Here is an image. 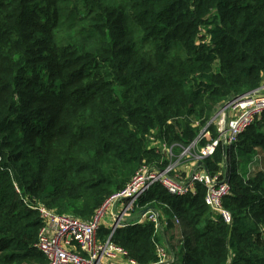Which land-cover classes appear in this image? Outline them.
<instances>
[{"label":"trees","instance_id":"16d2710c","mask_svg":"<svg viewBox=\"0 0 264 264\" xmlns=\"http://www.w3.org/2000/svg\"><path fill=\"white\" fill-rule=\"evenodd\" d=\"M263 81L264 0H0V264H46L24 199L89 220L159 160L151 136L187 146ZM203 165L230 185V223L213 219L201 184L184 196L154 185L139 204L162 210L178 264H264V111ZM112 241L157 262L152 223Z\"/></svg>","mask_w":264,"mask_h":264},{"label":"built area","instance_id":"2783aa9c","mask_svg":"<svg viewBox=\"0 0 264 264\" xmlns=\"http://www.w3.org/2000/svg\"><path fill=\"white\" fill-rule=\"evenodd\" d=\"M263 89L264 86L220 106L187 146L168 145L151 136L149 147L160 155L159 160L141 164L124 187L111 193L89 220L59 214L42 203H29L24 199L41 220L34 248L44 256L46 264H138L123 247L112 241V236L118 228L149 222L153 225L154 235L160 237L154 246L156 264H178V257L164 232L167 220L154 208L141 206L140 198L154 185H160L170 195L184 196L195 193L196 185L201 184L205 189L204 203L213 219L230 223L231 213L223 206L230 185L220 172L210 174L203 161L219 145L224 148L234 144L239 135L260 118L264 111ZM211 124L215 127L216 137L198 146L203 137L211 136ZM174 146L179 147L178 153ZM174 224L178 225L177 218ZM102 225H106L109 232L106 238L100 239L98 234Z\"/></svg>","mask_w":264,"mask_h":264},{"label":"rangeland","instance_id":"374dc122","mask_svg":"<svg viewBox=\"0 0 264 264\" xmlns=\"http://www.w3.org/2000/svg\"><path fill=\"white\" fill-rule=\"evenodd\" d=\"M262 86H264V81H263V83H262V85L260 86V87H262ZM259 87V88H260ZM258 89V88H257ZM264 90V89H263ZM253 91V90H252ZM251 92V91H250ZM216 113V112H215ZM195 125H197V123H195ZM211 130H210V135H211ZM198 136V135H197ZM209 139L208 141L210 142L211 141V137L208 135V136H205V139ZM204 140V139H203ZM201 141H202V139H201ZM207 143V142H206ZM206 143H204V145L206 144ZM179 145V144H178ZM179 146H182V145H179ZM198 146H200V144L198 145ZM133 176V175H132ZM131 176V177H132ZM155 210H157L159 213H162V210L160 209V208H158V207H156V208H154ZM177 239H178V235H176V237H175V240L177 241ZM175 251V253H176V250H174Z\"/></svg>","mask_w":264,"mask_h":264},{"label":"crops","instance_id":"0c3cea01","mask_svg":"<svg viewBox=\"0 0 264 264\" xmlns=\"http://www.w3.org/2000/svg\"><path fill=\"white\" fill-rule=\"evenodd\" d=\"M178 232V231H177Z\"/></svg>","mask_w":264,"mask_h":264}]
</instances>
